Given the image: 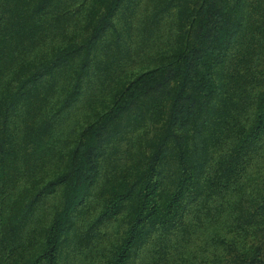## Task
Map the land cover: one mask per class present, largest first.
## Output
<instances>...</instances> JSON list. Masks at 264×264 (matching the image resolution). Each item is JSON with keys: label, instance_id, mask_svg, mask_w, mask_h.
<instances>
[{"label": "trees", "instance_id": "1", "mask_svg": "<svg viewBox=\"0 0 264 264\" xmlns=\"http://www.w3.org/2000/svg\"><path fill=\"white\" fill-rule=\"evenodd\" d=\"M0 264H264V0H0Z\"/></svg>", "mask_w": 264, "mask_h": 264}]
</instances>
